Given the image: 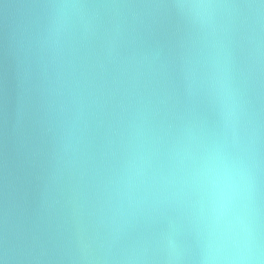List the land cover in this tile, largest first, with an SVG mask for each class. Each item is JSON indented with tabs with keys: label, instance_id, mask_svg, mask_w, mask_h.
<instances>
[{
	"label": "water",
	"instance_id": "95a60500",
	"mask_svg": "<svg viewBox=\"0 0 264 264\" xmlns=\"http://www.w3.org/2000/svg\"><path fill=\"white\" fill-rule=\"evenodd\" d=\"M246 231L264 0H0V264H231Z\"/></svg>",
	"mask_w": 264,
	"mask_h": 264
},
{
	"label": "clouds",
	"instance_id": "9594fccd",
	"mask_svg": "<svg viewBox=\"0 0 264 264\" xmlns=\"http://www.w3.org/2000/svg\"><path fill=\"white\" fill-rule=\"evenodd\" d=\"M264 253L255 242L250 231H246L237 241V248L231 264H264Z\"/></svg>",
	"mask_w": 264,
	"mask_h": 264
}]
</instances>
